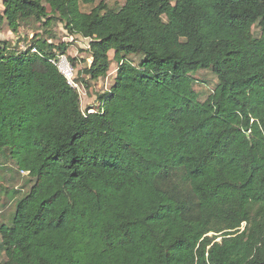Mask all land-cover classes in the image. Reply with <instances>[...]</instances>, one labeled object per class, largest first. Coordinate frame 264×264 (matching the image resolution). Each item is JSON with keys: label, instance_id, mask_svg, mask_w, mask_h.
<instances>
[{"label": "trees", "instance_id": "1", "mask_svg": "<svg viewBox=\"0 0 264 264\" xmlns=\"http://www.w3.org/2000/svg\"><path fill=\"white\" fill-rule=\"evenodd\" d=\"M3 5L15 33L58 20L90 38L89 79L112 50L118 67L84 111L54 45L0 41V154L34 179L0 227V264H264V0ZM198 70L218 80L205 101Z\"/></svg>", "mask_w": 264, "mask_h": 264}, {"label": "rangeland", "instance_id": "2", "mask_svg": "<svg viewBox=\"0 0 264 264\" xmlns=\"http://www.w3.org/2000/svg\"><path fill=\"white\" fill-rule=\"evenodd\" d=\"M125 1L105 0V3L111 8L118 9L125 4ZM93 7L82 6V9L90 12ZM3 12V0H0V14H3ZM42 23L30 19L23 23L18 32L15 33L9 28L7 21H4L0 27V41L7 43L11 48L9 50L17 53L25 52L35 42L39 41L54 45L53 51L56 53L54 59H59L61 56L67 58L65 67L59 66V68L77 84L76 88L80 93L82 109L84 111L89 109L93 112L97 111L101 102L100 96L111 88L116 77L118 64L114 61L115 51L112 50L109 54L111 66L106 76L97 81L91 80L85 73H82V70L90 67L93 61L89 52L91 39L69 34L58 20H54L50 26ZM254 34L256 37L260 36V25L254 27ZM59 45H64L66 48L65 54H61L62 52L58 48ZM127 58L138 65L142 56L131 54ZM192 76L195 80L194 89L197 91L199 99L205 101L217 85V76L211 70H198L193 72ZM83 79L88 87L82 84ZM33 183L34 179L27 172H21L18 169L16 162L9 156L8 152L0 154V227L3 224H11L17 201L27 194ZM5 257V251L0 248V261H3Z\"/></svg>", "mask_w": 264, "mask_h": 264}, {"label": "built area", "instance_id": "3", "mask_svg": "<svg viewBox=\"0 0 264 264\" xmlns=\"http://www.w3.org/2000/svg\"><path fill=\"white\" fill-rule=\"evenodd\" d=\"M33 52H38L37 51V49H33ZM52 62L53 63H55L57 66H58V68H59V66H63V67H65V63L67 62V58L65 57V56H61L59 59H52ZM60 69V68H59ZM60 71L66 76V78L68 79V82L72 85V86H74V87H76L77 86V84L76 83H74L73 81H72V79L70 78V77H68V75H66L61 69H60ZM91 111V110H90Z\"/></svg>", "mask_w": 264, "mask_h": 264}]
</instances>
